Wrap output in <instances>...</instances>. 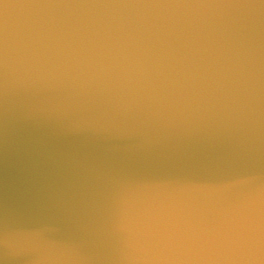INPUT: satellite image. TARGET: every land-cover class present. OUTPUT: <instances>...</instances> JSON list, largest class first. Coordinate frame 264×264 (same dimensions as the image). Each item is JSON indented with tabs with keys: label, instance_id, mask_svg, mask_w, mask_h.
Masks as SVG:
<instances>
[{
	"label": "water",
	"instance_id": "95a60500",
	"mask_svg": "<svg viewBox=\"0 0 264 264\" xmlns=\"http://www.w3.org/2000/svg\"><path fill=\"white\" fill-rule=\"evenodd\" d=\"M0 264H264V0H0Z\"/></svg>",
	"mask_w": 264,
	"mask_h": 264
}]
</instances>
